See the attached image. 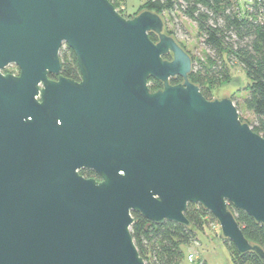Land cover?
<instances>
[{
	"label": "water",
	"instance_id": "water-1",
	"mask_svg": "<svg viewBox=\"0 0 264 264\" xmlns=\"http://www.w3.org/2000/svg\"><path fill=\"white\" fill-rule=\"evenodd\" d=\"M63 44L80 81L47 77ZM11 63L18 75L0 72V264H144L132 212L187 225L189 203L264 263L228 207L264 224V137L227 92L206 99L189 80L191 56L158 13L0 0V70Z\"/></svg>",
	"mask_w": 264,
	"mask_h": 264
},
{
	"label": "trees",
	"instance_id": "trees-1",
	"mask_svg": "<svg viewBox=\"0 0 264 264\" xmlns=\"http://www.w3.org/2000/svg\"><path fill=\"white\" fill-rule=\"evenodd\" d=\"M111 3L116 7L114 2ZM141 9L151 10L159 15L165 11H179L194 22L203 45L211 54H206L204 61H199L197 66L192 62L188 78L199 86L206 99L213 98V88L227 82L230 67L240 65L249 79L244 86L246 96L243 98V106L253 115V120L248 122L241 116L240 118L264 137V0H254L248 4L247 9L244 8L245 11H240L237 0H147ZM149 37L152 40L157 38L152 32ZM164 58L168 59L170 56L166 55ZM61 59V74L77 80L79 71L73 51L70 48L63 49ZM175 80L181 81V78L173 77L169 82L175 84ZM148 81L158 87L162 85L153 78ZM230 98L234 102V97ZM235 106L239 112L236 103ZM80 173L84 175L90 172ZM228 207L245 238L264 250V224L257 223L250 215L231 204ZM131 215L133 222L130 234L144 264H181L184 256L182 246L193 242L197 232L209 220L218 223L209 211L192 203L187 205L184 212L189 222L187 225L172 221L154 223L137 212H132ZM224 240L231 248V260L234 264H264L254 252L239 253L229 240ZM198 264L207 263L200 261Z\"/></svg>",
	"mask_w": 264,
	"mask_h": 264
},
{
	"label": "rangeland",
	"instance_id": "rangeland-1",
	"mask_svg": "<svg viewBox=\"0 0 264 264\" xmlns=\"http://www.w3.org/2000/svg\"><path fill=\"white\" fill-rule=\"evenodd\" d=\"M117 5L123 6V14L125 18L137 14L144 10L140 7L147 0H113ZM249 0H237L240 11H245L246 6L244 3H248ZM250 4V3H248ZM165 25V32L172 36L175 41L185 49V51L191 56L192 62L195 66L199 61H204L206 54H211V51L205 48L202 43V38L198 33L196 25L187 17L183 16L179 11L168 12L165 11L160 14ZM153 41H157L155 38ZM5 69L9 72L15 70L14 65H9ZM230 76L227 82L222 85L213 88L211 90L212 97L221 96L224 92H227L228 96L234 97V104L239 107V114L243 120L251 122L253 115L247 111L243 106V98L246 96V89L244 86L249 82L248 77L244 74L239 64H234L230 67ZM176 82H180L175 80ZM150 89L155 90L162 87L154 85L153 82L148 81ZM183 259L181 264H198V262L205 261L207 264H234L232 262L231 248L222 238L220 227L216 221H208L203 229L197 232L196 239L189 245L182 246ZM192 254V261L188 259V255Z\"/></svg>",
	"mask_w": 264,
	"mask_h": 264
},
{
	"label": "flooded vegetation",
	"instance_id": "flooded-vegetation-1",
	"mask_svg": "<svg viewBox=\"0 0 264 264\" xmlns=\"http://www.w3.org/2000/svg\"><path fill=\"white\" fill-rule=\"evenodd\" d=\"M112 2H114L113 0H111ZM110 1V2H111ZM115 8V7H114ZM123 17H124V15L123 14H121ZM65 48H69L66 44H63L62 46H61V48H60V50H59V52H58V56H59V61H60V69H59V74H55V73H51V72H48V74H47V77L49 78V79H52V80H55V79H57V77H58V75H62L61 74V70H62V59H61V52H62V50L63 49H65ZM183 48V47H182ZM184 49V48H183ZM185 50V49H184ZM170 56V55H169ZM170 58H171V56H170ZM169 59V58H168ZM192 59V58H191ZM77 64V63H76ZM9 65H14L15 66V70L14 71H12V72H9L7 69H5L7 66H9ZM7 66H5L2 70H0V72L1 73H3V74H6V73H10V74H13V75H18L19 74V72H20V68H19V66L17 65V64H15V63H11V64H8ZM78 67V66H77ZM78 71H79V69H78ZM63 76V75H62ZM65 77V76H64ZM175 77H177V76H175ZM179 77V76H178ZM81 80V76H80V72H79V78L77 79V80H75V81H80ZM177 83H179V82H177ZM177 83H175V84H177ZM40 87H42V85H39ZM37 99H38V97H37ZM90 172L89 174H87V173H85L86 174V176H85V174L84 175H82L80 172ZM79 173L82 175V176H84V177H86V178H94V179H96V180H99V177L96 175V173L93 171V170H90V169H87V168H81L80 170H79Z\"/></svg>",
	"mask_w": 264,
	"mask_h": 264
},
{
	"label": "built area",
	"instance_id": "built-area-1",
	"mask_svg": "<svg viewBox=\"0 0 264 264\" xmlns=\"http://www.w3.org/2000/svg\"><path fill=\"white\" fill-rule=\"evenodd\" d=\"M254 0H249L248 1V3H251V2H253ZM248 3H244V5L246 6V8L248 7ZM115 9H116V11H118L119 13L121 12V11H123V6H122V4L121 5H117L116 7H115ZM188 259L190 260V261H192V254H189L188 255Z\"/></svg>",
	"mask_w": 264,
	"mask_h": 264
}]
</instances>
